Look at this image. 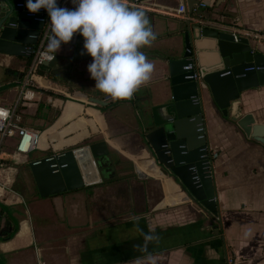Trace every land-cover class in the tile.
Returning <instances> with one entry per match:
<instances>
[{
	"label": "crops",
	"instance_id": "0c3cea01",
	"mask_svg": "<svg viewBox=\"0 0 264 264\" xmlns=\"http://www.w3.org/2000/svg\"><path fill=\"white\" fill-rule=\"evenodd\" d=\"M143 1L157 39L142 51L154 71L132 99L109 100L95 88L88 72L93 58L84 49V37L76 33L55 54L60 64L69 63L68 82L39 69L33 99L20 102L16 123L38 132L40 142L35 151L21 154L15 131L0 146V254L5 259L14 254L8 264H34L44 252L41 246L52 253V240L77 234L83 246L64 264H133L149 254L155 264H264V146L224 117L203 87L207 144L219 154L212 168L219 206L215 217L160 167H151L146 139L153 107L170 96L169 64L185 57L188 21L195 61L201 72H213L223 64L217 40L197 37L195 29L258 34L260 39H250L252 51L264 54V0H199L190 19L177 12L185 6L187 16L192 0ZM74 7L67 0L66 8ZM29 65L30 58L0 54V106L15 105ZM91 97L106 104L91 102ZM240 103L244 115L264 124V86L242 93ZM84 146H97L102 156L108 151L116 170L109 176L118 177L41 197L30 163ZM34 189L36 196L27 199L26 193ZM8 220L14 229L3 233L2 221ZM150 228L159 240L142 252L135 246L145 243L143 233ZM57 232L60 236L53 239Z\"/></svg>",
	"mask_w": 264,
	"mask_h": 264
},
{
	"label": "water",
	"instance_id": "95a60500",
	"mask_svg": "<svg viewBox=\"0 0 264 264\" xmlns=\"http://www.w3.org/2000/svg\"><path fill=\"white\" fill-rule=\"evenodd\" d=\"M26 3L27 0H0L1 55L30 58L38 45L48 14L30 16ZM187 3L190 15L201 2ZM188 26L185 57L169 64L170 96L152 109L154 121L146 136L147 150L153 160L151 167H160L163 174L179 184L181 191L218 217L215 183L207 161L201 157L207 139L199 138L204 128L200 95L203 87H207L223 116L237 122L250 139L264 146V124L257 123L252 114L244 115L240 103L242 93L264 86V54L253 53L250 40L245 37L237 40L235 34L199 26L195 29L196 36L217 40L223 60L222 68L201 72L193 53L189 21ZM31 34L36 37L28 39ZM189 57L197 63L200 80L188 78L195 74L186 69L191 63ZM68 65L60 64L56 58L39 69L68 82L71 71ZM90 101L106 104L94 97ZM96 148L84 146L31 162L30 169L40 196L60 195L117 178V174L109 176L116 171L109 152L105 151L102 156L97 154Z\"/></svg>",
	"mask_w": 264,
	"mask_h": 264
},
{
	"label": "clouds",
	"instance_id": "9594fccd",
	"mask_svg": "<svg viewBox=\"0 0 264 264\" xmlns=\"http://www.w3.org/2000/svg\"><path fill=\"white\" fill-rule=\"evenodd\" d=\"M72 3L75 7L69 9L60 7L58 0H27L30 13L44 9L50 18L45 52L56 54L62 44L79 33L84 37V49L93 58L88 72L96 81L95 88L113 100L132 99L150 81L154 71L153 62L142 51L157 39L150 18L142 9L131 7L128 0H72ZM35 37L36 34H31L28 39ZM143 236L145 243L135 246L142 252L147 251L149 242L159 240L151 228ZM133 264H155V260L149 254L137 258Z\"/></svg>",
	"mask_w": 264,
	"mask_h": 264
},
{
	"label": "built area",
	"instance_id": "2783aa9c",
	"mask_svg": "<svg viewBox=\"0 0 264 264\" xmlns=\"http://www.w3.org/2000/svg\"><path fill=\"white\" fill-rule=\"evenodd\" d=\"M67 0H58V4L60 7H66ZM128 3L133 8H139L142 10H147L149 7L145 4L143 0H128ZM22 6V5H20ZM46 10L41 9L38 13H45ZM38 13H29L30 16H35ZM180 16L186 17V19H190L189 14H187V10L185 6H181L177 12ZM49 23L50 18L48 16L47 20L45 21V28L42 32L41 36L39 37V42L34 50L33 53H31V62L28 67V70L26 72V75L24 77V80L21 84V93L19 95V99H17V102L12 107H4L0 106V110H3V113L0 114V146H2V143L7 137H10L14 134L16 131L18 135V145H17V151L21 154H29L33 151H35L38 148L39 142H40V134L38 132H35L29 128L21 127L16 123V111L18 109V106L22 100H31L33 99V94L35 92V88L37 84L34 82V76L36 75L37 71L39 70V67H41L44 63H50L53 60L56 59L55 54H47L45 52L46 45H47V39L49 33ZM236 35V33H235ZM238 37H245L247 39H260L261 36L258 34H252L247 33L244 36H238L236 35V39L238 40ZM191 53V51H189ZM51 56H54V59H51ZM188 60H191V63L186 67L187 70L194 72L195 74L193 76H189L188 78L200 80L201 79V73L197 69V63L193 60L192 57L187 58ZM109 100H113L111 97H108ZM200 131L202 133L200 134L199 138H206V130L205 126ZM202 159L207 161L208 169L212 173V168L215 160L219 158V154L217 151H214L210 146L202 149ZM2 167V162L0 160V168ZM41 260H38L34 264H42Z\"/></svg>",
	"mask_w": 264,
	"mask_h": 264
},
{
	"label": "rangeland",
	"instance_id": "374dc122",
	"mask_svg": "<svg viewBox=\"0 0 264 264\" xmlns=\"http://www.w3.org/2000/svg\"><path fill=\"white\" fill-rule=\"evenodd\" d=\"M38 152V151H37ZM26 196L28 197L27 199H32V197L36 196V190L34 189L33 191H29L28 193H26ZM14 210V209H12ZM14 213V212H13ZM10 221L8 220L6 221H2L3 223V233H6L7 231H11L12 229H14V225L11 223H9ZM16 223L18 224V222L16 221ZM65 224H67V222H65ZM67 229H69V227L67 226ZM70 234V233H69ZM68 233L65 235H69ZM74 234V233H73ZM54 236V235H51ZM58 236H60V233L57 232L55 234V236L53 237V239H56ZM81 237V234H77L71 238L65 239L63 241L59 240V241H55L52 240L50 242V246L52 248V250H56V251H52V253H48L47 249L48 248H43V246L40 247V250L44 252L40 254V260L41 262H43L42 264H54V263H58V264H64L67 263L68 260L70 259L71 254L73 253H77L81 250V246H83L81 240H79ZM72 249H67V247H71ZM36 248H38V245H36ZM50 248V247H49ZM14 254L10 253L8 255V259H5V255H1L0 254V264H8L7 262H9L10 259H13ZM51 257V258H50Z\"/></svg>",
	"mask_w": 264,
	"mask_h": 264
},
{
	"label": "trees",
	"instance_id": "16d2710c",
	"mask_svg": "<svg viewBox=\"0 0 264 264\" xmlns=\"http://www.w3.org/2000/svg\"><path fill=\"white\" fill-rule=\"evenodd\" d=\"M30 62H31V58H30ZM14 236V233L8 235L7 237H5V240L11 239Z\"/></svg>",
	"mask_w": 264,
	"mask_h": 264
}]
</instances>
